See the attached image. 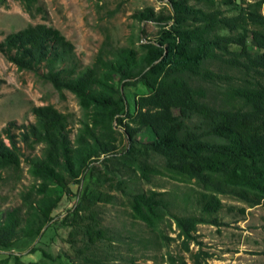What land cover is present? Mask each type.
I'll return each mask as SVG.
<instances>
[{
    "label": "trees",
    "instance_id": "1",
    "mask_svg": "<svg viewBox=\"0 0 264 264\" xmlns=\"http://www.w3.org/2000/svg\"><path fill=\"white\" fill-rule=\"evenodd\" d=\"M23 1L29 7L30 0ZM190 1L167 0L171 9L167 15L151 8L136 13L139 21L164 23L153 40L141 44V52L131 46L111 47L104 40L91 65L83 66L73 43L44 23L8 33L0 41V53L7 61L38 73L60 94L72 92L84 115L73 138L66 115L51 104L32 106L34 122L17 126L9 121L0 129V183L4 171L19 169L23 157L29 173L39 181L38 197L27 212L19 206L0 212V247L37 233L50 219L59 202L58 196L46 193L51 183L67 189L71 180L78 182L90 162L101 156L107 161L116 153L122 134L129 142L127 152L134 154L135 144L140 143L135 135L144 128L153 132L154 139L139 144L141 152L161 157L166 174L178 181L193 180L202 190L199 214H171L186 250L188 242L196 240L198 224H218L219 195L232 196L249 207L264 204V15L260 12L264 0L233 15L225 14L216 0H193L206 7ZM220 2L227 5L233 0ZM246 25L252 27L247 30ZM223 29L228 34L219 32ZM248 39L257 51L248 49ZM215 64L235 74L217 72L211 68ZM136 82L147 92L135 99L134 111H126L124 122L120 86ZM202 82L220 88L219 102L217 97L208 99ZM114 122L123 127L122 132ZM35 143L42 144L41 154L24 155L22 148ZM129 159L144 177L150 171L161 172L147 159ZM109 184L126 194L122 180ZM113 200L114 194L86 183L73 208V222L78 225V219L87 218L82 225L88 236L100 234L96 207ZM128 207L131 217L152 231L160 232L161 222L170 214L164 192L152 189L129 194ZM201 253L199 249L194 254L195 264H201ZM2 262L8 264L6 259ZM91 262L95 261L88 259L85 264ZM12 264L37 263L15 257ZM168 264L186 262L169 255Z\"/></svg>",
    "mask_w": 264,
    "mask_h": 264
},
{
    "label": "rangeland",
    "instance_id": "2",
    "mask_svg": "<svg viewBox=\"0 0 264 264\" xmlns=\"http://www.w3.org/2000/svg\"><path fill=\"white\" fill-rule=\"evenodd\" d=\"M256 0H233L231 4H217L227 15L236 14L239 9L248 8L249 3ZM196 6L206 7L203 3ZM145 8L154 13L170 14L167 0H30L26 7L23 0H0V41L8 33L15 32L28 25L44 23L57 28L70 40L83 66L91 65L99 47L104 40L111 47L131 46L138 52L141 44L153 40L160 25L151 20L139 21L134 16ZM250 8V7H249ZM248 8V9H249ZM260 12L264 15V5ZM169 21L168 24H170ZM168 27V25H167ZM252 26L246 25L249 30ZM237 31H244L238 28ZM228 34V30H220ZM234 31L233 33H235ZM249 34V32H247ZM250 51H257L250 39L247 41ZM232 49H238L236 44ZM220 73L235 74L225 65L211 66ZM208 90V99L217 101L221 95L220 88L202 82ZM122 93V111L120 116L126 119V111H134V101L147 92L141 82L120 86ZM51 104L63 112L68 120L71 138L74 137L84 117L77 97L70 91L60 94L50 82L41 78L38 73L20 70L7 61L0 53V129L9 121L17 126L35 121L31 111L34 105ZM115 129L123 127L114 122ZM18 132L19 129H14ZM120 137L116 153L109 155L107 161L95 160L89 163L85 172L77 180H71L64 189L51 183L46 193L58 196L59 202L51 211L50 219L37 233L23 236L15 240L9 247H0V264L7 260L8 264L17 257L24 263L37 264H85L86 260L95 262L88 264H168L169 255L183 258L186 264L194 263V254L201 249V264H261L264 263V204L249 207L229 195H219L222 208L217 213L218 224L200 223L196 227L195 241L188 242L185 249L183 237L171 214L180 216L199 214L198 198L201 188L192 181H178L163 170V160L154 153L145 155L139 145L154 139L149 128L136 133L134 154L127 152L128 139L124 134ZM23 147V146H22ZM42 144L35 143L32 148H22L24 155L41 154ZM130 157L145 160L153 164L158 171H150L144 177L131 164ZM16 171H4L0 183V212L19 206L27 212L29 203L38 195L36 181L29 173L28 163L22 158ZM124 182L126 194L110 186L117 180ZM98 186L101 190L114 194L112 203H99L97 209V229L100 234L88 236L82 225L87 218L73 222V208L78 201L84 185ZM149 189L163 191L169 204V215L160 224V232L152 231L141 221L131 217L128 207V195L136 191ZM84 215L83 213L81 214ZM204 253H208L205 257ZM205 257V258H203Z\"/></svg>",
    "mask_w": 264,
    "mask_h": 264
}]
</instances>
